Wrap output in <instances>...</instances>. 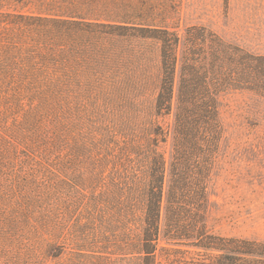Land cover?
Returning <instances> with one entry per match:
<instances>
[{
    "label": "trees",
    "instance_id": "16d2710c",
    "mask_svg": "<svg viewBox=\"0 0 264 264\" xmlns=\"http://www.w3.org/2000/svg\"><path fill=\"white\" fill-rule=\"evenodd\" d=\"M177 7L0 0L2 230L31 226L54 257L100 264H157L158 251L170 264H264V242L208 225L219 101L264 99V54L205 26L179 34Z\"/></svg>",
    "mask_w": 264,
    "mask_h": 264
},
{
    "label": "rangeland",
    "instance_id": "374dc122",
    "mask_svg": "<svg viewBox=\"0 0 264 264\" xmlns=\"http://www.w3.org/2000/svg\"><path fill=\"white\" fill-rule=\"evenodd\" d=\"M173 1L178 4L179 34L188 26H205L227 41L264 54V0ZM219 115L225 141L210 185L209 228L219 236L264 242V99L228 93L219 101ZM162 150L167 157L169 144ZM49 239L28 225L13 231L0 228V264H100L65 249L54 257L56 251L47 248ZM183 257L190 261L194 251ZM157 264L170 261L158 251Z\"/></svg>",
    "mask_w": 264,
    "mask_h": 264
}]
</instances>
